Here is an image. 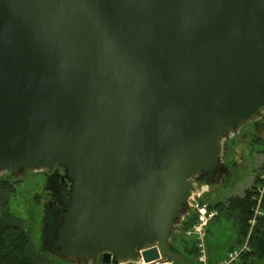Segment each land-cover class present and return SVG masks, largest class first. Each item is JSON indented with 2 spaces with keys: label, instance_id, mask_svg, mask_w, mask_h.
Returning <instances> with one entry per match:
<instances>
[{
  "label": "water",
  "instance_id": "95a60500",
  "mask_svg": "<svg viewBox=\"0 0 264 264\" xmlns=\"http://www.w3.org/2000/svg\"><path fill=\"white\" fill-rule=\"evenodd\" d=\"M263 112L264 0H0V171L64 168L69 258L195 264L194 177Z\"/></svg>",
  "mask_w": 264,
  "mask_h": 264
},
{
  "label": "trees",
  "instance_id": "16d2710c",
  "mask_svg": "<svg viewBox=\"0 0 264 264\" xmlns=\"http://www.w3.org/2000/svg\"><path fill=\"white\" fill-rule=\"evenodd\" d=\"M262 143L264 142L257 141L260 146ZM258 151L264 155V147ZM263 171L264 164L261 167V172ZM16 183L0 178V264H52L49 257L37 250L24 226L23 218L10 208V199L14 195ZM201 201L206 202L203 199ZM209 206L218 211L207 229L209 264L220 263L230 251L242 248L246 242L247 249L231 264H264V177L258 174L253 186L247 189L243 196L212 200ZM196 219L197 215L192 213L180 223L182 234L178 243L182 246V253L198 264L199 250L196 240L187 236V231L193 227ZM221 226L229 231L226 235V243L229 242V246L225 253L221 252L222 248L217 242L222 240ZM175 244L172 243L174 249Z\"/></svg>",
  "mask_w": 264,
  "mask_h": 264
},
{
  "label": "rangeland",
  "instance_id": "374dc122",
  "mask_svg": "<svg viewBox=\"0 0 264 264\" xmlns=\"http://www.w3.org/2000/svg\"><path fill=\"white\" fill-rule=\"evenodd\" d=\"M257 141L264 142V112L261 116L244 124L237 132H231L222 139L220 159L224 166L223 170L225 174L217 178L214 183L209 185L205 184L202 189L195 192L193 196L200 201L203 199L208 203L212 202V200H226L233 196H243L245 191L253 186L258 174L264 177V171L261 172V167L264 164V155L258 151L261 147H264V143L260 146L257 144ZM38 171L39 170L33 168H25L20 172L0 171V178H6L15 183L17 182L14 195L10 199L11 210L23 218L24 226L29 231L37 250L49 257L52 264H89L86 260L55 257L45 248L41 225V216L43 217L45 200L43 202L41 196L44 195V185L47 184V172ZM40 189L42 192L39 191ZM35 192H41L40 196L36 197L38 200L40 197L38 201L39 205L33 197ZM190 214L192 213H187L186 216ZM180 223L178 222L176 224V229L171 240L172 243H176L175 245L179 244L178 239L182 234ZM228 232V229L224 226L220 227L222 240L217 242L222 248V253H225L229 246V242L226 243V235ZM207 237L208 230L206 242L207 254H209ZM245 246H247V242L243 245V247ZM178 248L182 249V246ZM240 249L239 247L230 251L226 259L220 263H224L228 260L230 258V253ZM235 260H232L228 264H231ZM57 261H59V263H57ZM96 262L97 261H95L94 264H100ZM198 264H200V262Z\"/></svg>",
  "mask_w": 264,
  "mask_h": 264
},
{
  "label": "flooded vegetation",
  "instance_id": "af4514ba",
  "mask_svg": "<svg viewBox=\"0 0 264 264\" xmlns=\"http://www.w3.org/2000/svg\"><path fill=\"white\" fill-rule=\"evenodd\" d=\"M220 169L222 170L224 169L222 162L220 164ZM38 172H47V184L44 185L45 186V191L43 192L44 195L41 196L43 198V202L45 200L44 206H43V217L41 216L42 234H43V241H44L45 248L49 252H51V254H53V256L55 257L58 256V257H63V258H69L66 254L61 253L60 249L55 247V244L53 241L51 242L50 246L47 245L46 231L54 223L60 222L65 210L62 204L59 202V200L65 194V188H69L71 183L66 177H64L65 171H64V168L61 166L56 165L52 169H46V170L42 169V170H39ZM220 177H222V174L220 173V171H217L215 175L211 178H207L206 175H203V174H197L194 178L197 180H202L206 182L207 185H209V184L214 183V181ZM51 180H53L54 184H52ZM39 191L42 192L41 189ZM40 193L35 192L33 194V197L36 203H38V201L40 200V197H39V200L36 198L40 196ZM176 250L179 252H182L181 249L179 248H176ZM75 260H86V259L80 257V258H76ZM95 261L100 263L101 256H98Z\"/></svg>",
  "mask_w": 264,
  "mask_h": 264
},
{
  "label": "built area",
  "instance_id": "2783aa9c",
  "mask_svg": "<svg viewBox=\"0 0 264 264\" xmlns=\"http://www.w3.org/2000/svg\"><path fill=\"white\" fill-rule=\"evenodd\" d=\"M187 213H195L197 215V219L193 227L187 232L189 236H193L196 240L197 247L199 249V262L200 264H208V254H207V242H206V235L209 223L212 219L216 217L218 211L216 209H212L209 206L208 202H201L199 199L195 198L194 196L189 200V205L187 208ZM153 245H148L140 250V253L144 249L151 248ZM247 249V246L242 247L238 251H233L230 253V258L226 260L224 263L219 264H228L232 260H235L239 254ZM160 257L155 259L151 262H146L142 258L141 260L134 262L133 264H173V262L166 257L161 249L159 248Z\"/></svg>",
  "mask_w": 264,
  "mask_h": 264
},
{
  "label": "crops",
  "instance_id": "0c3cea01",
  "mask_svg": "<svg viewBox=\"0 0 264 264\" xmlns=\"http://www.w3.org/2000/svg\"><path fill=\"white\" fill-rule=\"evenodd\" d=\"M179 246H181V244H178V245H176V247L175 248H178ZM180 249V248H179Z\"/></svg>",
  "mask_w": 264,
  "mask_h": 264
}]
</instances>
